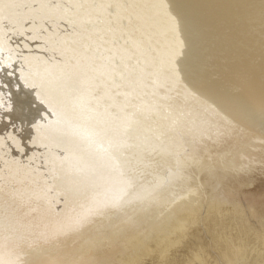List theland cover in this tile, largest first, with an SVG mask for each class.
<instances>
[{"label": "bare ground", "instance_id": "obj_1", "mask_svg": "<svg viewBox=\"0 0 264 264\" xmlns=\"http://www.w3.org/2000/svg\"><path fill=\"white\" fill-rule=\"evenodd\" d=\"M60 6L14 5L19 13H12L15 23L11 26L23 40V51L30 47L24 41L38 34L47 39V45L53 41V31L61 34L62 45H69L73 38H67L81 33L75 20L94 11L90 5L75 10V16L67 12L72 14L68 22L58 15L57 9L64 8ZM28 7L34 8L29 12L34 18H39L37 12L43 14L44 23L25 22L30 19L23 17ZM92 20L81 22L80 28L88 31ZM2 24L0 32L5 33L1 39L5 40L12 31ZM261 25L260 45L234 48L232 56L226 48L223 55L213 56L218 60L214 64L217 73L227 70L223 77L210 76L214 60L205 61L202 48L182 50L165 45L163 49L157 42L147 51L135 48L133 57L152 60L147 61L150 66H144L150 81L145 83L140 70L130 80L136 89L129 88L139 91V96L123 94L124 89L130 90L127 87L113 91L112 79L106 78L100 63L104 59L95 60L88 71L95 80L83 78L84 92L78 83L57 77L67 65L74 73L75 65L83 61L84 52L70 49L78 48L77 43L69 49L32 54L34 58L31 53H21L25 67L38 69L37 74L27 73L32 78L29 89L9 72L0 71V241L20 236L13 247L6 248L8 243L0 247V252L8 254L0 262L264 264V23ZM97 28L100 34L107 31L100 23ZM94 35L80 38L86 43ZM105 45L110 46L107 39ZM151 64H158L156 71ZM137 65L133 61L128 67ZM53 66L61 69L57 80L42 84L40 73ZM175 80H179L176 87ZM213 82L215 87L210 85ZM24 90L28 94L23 95ZM56 104L65 105L68 118L59 113Z\"/></svg>", "mask_w": 264, "mask_h": 264}, {"label": "rangeland", "instance_id": "obj_2", "mask_svg": "<svg viewBox=\"0 0 264 264\" xmlns=\"http://www.w3.org/2000/svg\"><path fill=\"white\" fill-rule=\"evenodd\" d=\"M14 1H16V2L13 3ZM155 1L154 0H133V1L132 0L131 1H129V0H51V1L50 0H30L29 1L28 0V2H27V0H0V23H3L1 25V27L4 26L6 31H8V30L12 31V26L14 27L13 22L15 21V19H14L15 16L12 13L13 12L19 13L18 8L13 9L15 4L20 5L21 2H24L26 4V6L28 4H35L37 7H39V6L45 7L46 5L51 6V5H56V4L60 3L61 4L60 7L61 8L64 7V8L57 9L58 15L60 17L62 16L61 19L66 17L65 19L68 22H69V20L72 19V14H73V16H75V10L79 11V9L84 7V6H85L84 8H86L87 6H90V5H91V7L94 6L93 7L94 8L93 13H91V12L84 13L85 17L82 20L81 19L78 20V21L75 20V23H77L76 24L77 25L76 26L77 27L76 30H80V32L84 36H89L90 37V36H93L95 34L94 35L95 39H92L90 41L87 40L86 43L83 42L82 39L80 38L81 37L80 35H82L80 32H79L80 35L78 33L71 34L72 36H69L67 39L72 40V38H73V40L70 41L68 44L71 45V46H74V45L76 46V43H77L76 47H78V48L66 45L68 47L67 48L66 46L62 45L60 43L61 42V39H60L61 38V34L56 35V33L54 31L50 34V37L51 38L53 37L52 38L53 41L49 40L47 45L45 44V41L47 39H45L44 37L38 36L39 35L38 34L37 37L29 38V40L24 41V42L30 43V47L27 48L25 51H23L22 50L23 49L22 46H20V44L23 41V40L20 41V38H19L20 35H18L14 31L11 32L12 34L8 31L9 33H7L6 35H10V38H8L9 37L8 36L4 40V39H1V38L4 36L5 32H3V34H2V32H0V35H1L0 36V39H1L0 40V71L9 72V75L11 76V74H12L13 77L18 80V83H22L21 85H23V86H25L26 88L29 89V85L28 84H30L29 82H31V80H30V79H32L31 75L34 74V73L37 74L38 73V69L36 67H34V65H32V66L30 65L29 67H25L23 65L24 63H23V60H22L23 58L21 56V53H24V54L25 53H31V57L34 58V56L32 54H37V53L41 54V52H42V54L43 53H50L53 50V49H50V48H58V47L62 48L63 47L65 49H69L71 47L70 48L71 51L74 52V49H76V50L79 51L78 54L84 52V54L82 55V60L83 61L81 63H78V64L75 65V68H74L75 72L73 73L71 71L72 67H70L69 65L66 66L67 69L65 67L62 68V71H61L62 73L60 72V70H61L60 68L53 66L52 68L50 67L48 69L47 68L44 69V71L42 70V73L39 72L40 75H41L40 79H42V80H40V82L42 84H45V83L47 84V83H50V81H56L57 77H59V76L61 77L62 76L64 78V80L69 78L70 80H72V81L78 83L79 85H81L80 86L81 87V91L84 92V91H86V83H85L86 81H85V79L88 76H90L92 78V80L96 79V77L93 74L90 75V72H88L89 70L93 69L94 61L97 60V59H101V60L104 59L103 61H100V63H102L103 66L106 69L105 72L108 74V77H106V78H108V80L112 79V81H111L112 83L110 82V85L112 86V84H113V88H116L113 91H115V93H116V92H118V90L120 91V88H123V87H127L128 89H130V88L136 89V88H134L133 85L130 84V80H135V77L138 75L139 70L142 71V75L141 76L143 77V80H145V83L150 81L149 78L146 75V73H147L146 72V67H144V66L146 64L148 66H150L147 63V61L149 63H151L152 60L148 59L149 57L147 59L145 57H144L145 59L144 58L140 59V56L133 57L134 54H135V52L133 53V50L135 48H137V49L142 48V49L147 51V48H155L156 46H154L155 45L154 43H156V42L161 44V48H163L162 46H165V45L167 46L166 48H175V49H178V48L181 49L182 48V50L190 48V47H191L190 49L202 48V51H201V49H199V50L202 52L203 59L205 61H208L210 59L214 60L212 65L209 68L210 69V71H209L210 72V76L212 74V76L223 77L227 70H224V72H222V73H220V72L217 73L216 70H218V67H216L214 64H216L215 61H218V60H215L213 58V56H215L218 53L223 55L224 49H226V48H229L228 52L232 56L233 55V53H232L233 51L231 52V50H233L234 48H255L256 45L258 46V45H260V43H262L261 42L262 39L259 38V36H260V33L262 32L261 23H264V16H262V15H264V0H260V1L259 0H253V1L252 0H250V1L249 0L248 1L247 0H223V1L222 0H219V1L218 0L217 1H215V0H196V1L195 0H190V1L189 0H177V1L176 0H174V1L173 0H163V1L162 0H155ZM109 2H110V4H109ZM192 2H193V4H192ZM256 2H260V3H256ZM176 3H178V5ZM118 4H120V5H118ZM143 4H145L147 7L144 6ZM160 4L162 5V7H158V6H161ZM208 4H210L209 5L210 7L208 6ZM218 4H220V5H218ZM141 5H143V6H141ZM130 6L133 9L130 8ZM136 6H139L140 8L139 7L137 8ZM148 6H150V7H148ZM77 7H78V9H77ZM122 7H123V9H122ZM126 7H128V8L126 9ZM141 7H142V9H141ZM154 7L157 8V9H154ZM190 7L192 9H190ZM197 7H199V8L197 9ZM229 7H232V8H229ZM33 9H34L33 7H28L26 9L28 13L25 14L24 16L22 15V13H20L18 15V18L19 19H22L23 17H24V19L30 18L28 21H25L29 25L31 23H33V24H35L37 26L38 24L44 23L43 14L37 12L39 18H34V15H32L33 12L29 14V12L32 11ZM212 9H214V10L212 11ZM245 10H246V12H245ZM239 11H241V12H239ZM67 12H70L72 14L67 13ZM129 14H130V16H129ZM185 15H186V17H185ZM246 15H249V16H246ZM177 16H179V17H177ZM229 16L232 17V18H230ZM256 16H258V17H256ZM5 17H7V18H5ZM133 17H135V19H133ZM184 17H185V19H184ZM243 17H244V19H243ZM162 18H163V20H162ZM24 19H23V21H24ZM75 19H79V18H75ZM90 19H93L92 23H90V25H89L91 27V29L86 31L85 28H80V23L81 22H84L85 20H90ZM122 19H124L126 21L123 22ZM214 19H216V20H214ZM207 20H209V21H207ZM185 21H187V22H185ZM196 21H197V23H196ZM216 21H218V22H216ZM256 21H259L261 23L256 22ZM182 22H183L184 26L182 25ZM207 22H208L209 25L207 24ZM99 23H100V26L102 28H105V29L107 28L106 29L107 31H104L101 34L97 33V29H98L97 27H98ZM145 23H146V25H145ZM193 23H194V25H193ZM200 24H202V25H200ZM260 25H261V27H260ZM202 26H203V28H202ZM210 26H213V27L210 28ZM43 27H44V25L41 26V28H43ZM110 28H111V30H110ZM245 28H248V29H245ZM92 29H94V30H92ZM250 29H252V30H250ZM90 31H91L92 35H88L90 33ZM243 31H244V33H243ZM87 32H88V34H87ZM35 33H38V31H36ZM252 35H254V36H252ZM55 36H57V37H55ZM241 36L244 37V38H242ZM115 37H116V39H115ZM205 37L208 38V39H206ZM256 37H258V39ZM235 38H237V39H235ZM55 39H56V41H55ZM106 39L108 40V43H109L110 46H106L105 45V40ZM18 40L20 41V43H15L16 44L15 47H12V44H14L13 42L18 41ZM215 40H216V42H215ZM256 40H258V42ZM188 43H189V45H192V46H189ZM56 44L58 45L57 47H56ZM146 44H147V46H145ZM82 45H83V47H82ZM117 45H118V47H117ZM230 46H232V47H230ZM81 48H82V51H81ZM83 48H85V49H83ZM87 48H89L90 51L92 49L91 53L87 52L88 51ZM98 48H102L104 50H99ZM65 49H63V50H65ZM109 49H111V50H109ZM112 49H118V51H112ZM103 51H106L107 53L103 52ZM59 54L60 53H58V55ZM85 54H86V56H85ZM89 54H90L91 58H89ZM138 54H140V51H138ZM148 54L149 53H147L146 55L148 56ZM56 55H57V53H56ZM56 55H54L55 58H56ZM116 55L118 56V58H115V57H117ZM205 55L207 57H209V58L206 59ZM227 55H229V54H227ZM227 55L225 57H227ZM8 57H9V59H8ZM29 57H30V55L28 56L27 59L30 60L31 57L30 58ZM86 57H87V59H86ZM33 58H32V61H33ZM35 58L36 59L34 61H37L38 57H35ZM114 58H115L116 61L114 60ZM226 59L227 58H225V60ZM119 60H121V61H119ZM138 60H139V63H138ZM111 61H112V64H111ZM133 61L136 64H138V65L136 67H134V68L128 67L129 64L132 63ZM141 61H143V62L141 63ZM200 61H202V60H200ZM178 62H181V61L179 60ZM229 62H231V61L229 60ZM108 63H110L111 65L108 64ZM191 64L193 65V63H191ZM191 64H189V65H191ZM17 66H19L20 68L17 67ZM76 66H77V68H76ZM151 66H152V70L156 71V69L158 67V64L157 65L151 64ZM188 66L186 65L184 68H187ZM26 68H28V70ZM34 69L37 70V71H35ZM63 69H65V70H63ZM111 70H113V71H111ZM184 70H186V69H184ZM59 72H60V75H58L56 77L57 73H59ZM114 72H116V74ZM27 73L28 74L32 73V74L28 75ZM43 73H44V75H43ZM63 73L65 74V76L62 75ZM18 74H19V78H17ZM20 77H21V79H20ZM63 78H60V79H63ZM83 78H85V79H83ZM138 78H140V75L138 76ZM178 81L179 80H175L176 83L175 82L173 83L175 85V87L177 86ZM2 82L3 81H0V86H1ZM163 84H165V83H163ZM138 85H140V80L138 82ZM210 85L212 87H215L216 83L213 82ZM129 86H130V88H129ZM203 87H206V85L203 84ZM84 88H85V90H84ZM14 89H16V88H14ZM197 89H200V88H197ZM126 91L127 90L124 89L123 90V94L126 93L127 96H133L134 92H135V94H137L136 96L140 95V92L139 91L136 92V90L134 92L131 89L129 91H127V92ZM27 92H28V90H24V92L22 94L26 95V94H28ZM172 93H174V92H172ZM173 95H175V93ZM24 97H26V96H24ZM50 102L53 105L52 100ZM49 106L51 107V105H49ZM55 108H57L59 110V113L63 117L68 118V115L65 114V105L59 107L56 104ZM69 119L71 120V117ZM72 123L75 124V122H73V121H72ZM74 132H75V130H74ZM211 179L213 180V178H211ZM226 184L227 185L229 184V186H233V184H231L230 181H228V182L226 181ZM262 222H264V220H262ZM29 229H28V232H29ZM13 237L14 238L9 239V240H11V241H9L10 243L7 242V240H5V239H4L5 242L3 240L0 241V247L3 248V247H5L4 245L8 243L6 245V248H9V247H11L14 244L16 245V243H19L20 236L19 235H13ZM5 256L6 257L8 256V254L6 255V251H1L0 252V259L6 258ZM18 257H19V255H18Z\"/></svg>", "mask_w": 264, "mask_h": 264}, {"label": "snow or ice", "instance_id": "obj_3", "mask_svg": "<svg viewBox=\"0 0 264 264\" xmlns=\"http://www.w3.org/2000/svg\"><path fill=\"white\" fill-rule=\"evenodd\" d=\"M0 264H2V262H0Z\"/></svg>", "mask_w": 264, "mask_h": 264}]
</instances>
